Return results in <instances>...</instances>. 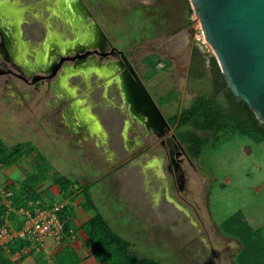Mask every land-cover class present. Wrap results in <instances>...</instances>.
<instances>
[{"label":"rangeland","instance_id":"1","mask_svg":"<svg viewBox=\"0 0 264 264\" xmlns=\"http://www.w3.org/2000/svg\"><path fill=\"white\" fill-rule=\"evenodd\" d=\"M62 1L0 0V15L9 18L11 24L17 23L14 30L16 36L20 33L17 47L23 49L20 53L28 67L37 65L51 39L65 44L77 37L78 31L72 30L67 16L61 13ZM84 1L112 46L130 59L166 121L199 97L225 99L209 59L215 55L204 39L199 21L194 14L188 16L185 0ZM140 7L148 8L147 16H161L163 21L154 27L151 24L144 27L147 34L150 28L154 33L157 31L149 38L140 29L142 25L128 30L133 24L127 23V14ZM155 8H161L163 13L157 15ZM138 13H133V19ZM149 56L169 62L170 66L163 69L161 65L157 73L148 76L143 61ZM59 73L51 80L58 79ZM3 80L0 78V83ZM2 84L0 141L8 148L27 144L35 156L47 161L53 175L80 183L95 180L93 191L98 213L138 257L161 264H240L243 251L240 238L222 229V223L240 213L253 231L264 227V141L236 136L218 145L212 141L213 135H203L209 143L200 158L192 159L194 168L188 170V194L184 201L173 202L162 184L157 159L146 156L150 147L141 146L143 142L137 141L127 129L129 119L115 80L106 75L100 80L93 72L62 79L64 90L76 98L69 108L87 117L91 115L97 124L87 126L90 132L84 136L73 138L79 139L75 146H69L60 132L62 129L48 121L53 116L46 113L48 105L43 98L48 96L54 104L53 92L46 93L44 88L34 100L17 109L11 107L14 97L20 98L22 91L28 92L30 87L15 80L12 91H8ZM100 125H104L105 132L102 129L98 132ZM170 127L169 133L175 134V127ZM34 155H30L26 169H22L26 176L35 172ZM132 161L148 163L144 182L149 189L153 185L154 204L149 201L147 209L143 208L139 176L130 177L126 172ZM22 171L17 169V176L10 180L1 172L0 187L13 181L18 188ZM148 195L151 199L150 190ZM133 199L136 201L131 205ZM14 215L10 219L18 220L14 223L17 227L21 221Z\"/></svg>","mask_w":264,"mask_h":264},{"label":"water","instance_id":"2","mask_svg":"<svg viewBox=\"0 0 264 264\" xmlns=\"http://www.w3.org/2000/svg\"><path fill=\"white\" fill-rule=\"evenodd\" d=\"M62 2L61 13L67 16L72 28L78 31L72 52L79 55L85 49H91L103 55L108 53L111 46L109 39L84 1ZM189 2L229 90L235 98L244 101L260 124L264 125V0ZM15 25L12 23L6 28L9 51L12 52L8 55L21 61L22 48L17 47L20 33L16 36ZM53 41L46 48L45 54L38 57L35 67L38 73L44 74L48 79L57 75L59 61L64 60L60 44L56 39ZM110 52L118 60L108 64L104 72L107 77L116 75L122 102L130 120L159 138L169 133L171 128L168 122L127 56L116 48H112ZM84 67L73 70L79 71ZM83 71L88 73L86 68Z\"/></svg>","mask_w":264,"mask_h":264},{"label":"trees","instance_id":"3","mask_svg":"<svg viewBox=\"0 0 264 264\" xmlns=\"http://www.w3.org/2000/svg\"><path fill=\"white\" fill-rule=\"evenodd\" d=\"M185 2L188 8V16L191 17L194 14L193 9L189 0H185ZM153 11L157 15L163 13L161 8H155ZM136 12L139 13L133 19V13ZM148 12V8L143 9L141 7L131 10L127 14L129 16L127 23L133 24V27H129L128 30L134 31L138 25H142L140 29L143 28L144 30V27L149 24L154 27L156 24L163 23L161 16H147ZM152 31L153 29L150 28L149 34H147L144 30L145 38L157 34V31L155 33ZM209 59L215 70L217 86L225 92V99L221 101L217 97H199L188 108L167 120L169 126L175 127L176 137L186 148L191 159L200 158L207 147L209 140L203 135H213L212 141L218 145H223L236 136L264 141V125L260 124L244 101L233 96L215 57L212 56ZM194 62H196L195 59ZM143 63L149 72L148 76L157 73V68L161 65H163V69L170 66L169 62H164L156 56L146 57ZM224 101L225 103H223ZM31 154L34 155V150L27 144H17L8 148L0 141L1 167L16 164L22 157ZM34 158L36 161L35 172L28 175L19 184L11 198L12 205L16 209L26 208L30 201L40 199V194L36 192V188L50 177L52 168L47 161L40 155H34ZM51 179L55 185L61 188L66 199L74 194L73 187L75 186L69 179L56 174L52 175ZM11 187H15L14 183L11 184ZM86 198V210H94L95 207L88 195ZM4 211V209H0V217L5 213ZM65 214H67V209L63 212L62 219L65 218ZM221 228L240 238L243 245V251L239 258L240 264H264V227L253 231L241 214L237 213L223 222ZM69 229V224L64 223V234L69 235ZM82 229L87 237L91 249L90 253L85 258H80L75 251H62L54 257L52 264H161L156 260L140 258L132 253L131 245L122 240L99 213L95 212ZM14 245L16 250H20L23 243L17 241ZM0 264L10 263L0 254Z\"/></svg>","mask_w":264,"mask_h":264},{"label":"flooded vegetation","instance_id":"4","mask_svg":"<svg viewBox=\"0 0 264 264\" xmlns=\"http://www.w3.org/2000/svg\"><path fill=\"white\" fill-rule=\"evenodd\" d=\"M1 10L2 9L0 4V11ZM8 20L9 18H3V16L0 15V28L2 31H4L5 35L8 33L6 32V28L9 26V24H11ZM69 25L71 26L70 22ZM72 30L74 29L72 28ZM53 42V39H51L50 42H48V44L46 45V48L53 44ZM75 42H77V37L72 42L65 44H62L58 41L61 46L62 53L64 54V60L59 61L60 68L58 72L62 73L63 75L61 76V74L59 73L60 78L58 77V79L52 81L51 79L46 78L44 74L38 73L35 70L34 66L28 67L29 64L27 65V63L23 61V59L20 62H23L24 64H26V66H22L17 63V59L3 54L1 49L3 48L5 39L0 36V78L3 77L4 79L3 84H0L3 85L4 90L12 91L13 82L17 80L25 86H29L31 89L28 92L26 90L22 91V96L20 97L21 99L18 97H14L13 101L16 100L15 108L21 109V107L26 106L27 101L34 100L35 95H39L40 92H43L42 89L46 88V93L53 92L55 101L54 104L51 105L47 104L49 102L48 96L43 98L45 99L44 101L46 105H48V111L46 113L51 114L50 116H53V120L51 121V123H53L55 127L62 128L63 125H61L59 121V118H61L59 115H63V120L67 122V118L70 114V111L66 108L67 104L71 100L76 99L72 94L68 95L67 90H64L62 79L84 73L83 70L86 68L88 70V73L93 72L101 80V77L105 76L104 71L106 66L118 60V57H114L112 54H110L111 49L116 48L112 46L110 41L109 42L111 46L109 52L105 55L98 53L97 51H87L82 55H77L75 52H72V49L76 44ZM65 53L67 54L65 55ZM128 60L130 61L129 58ZM80 66L85 67L84 69H81L79 71L73 70L74 68ZM64 72H69L70 74L65 75ZM108 78H112L113 80H115V83L118 86L122 107L125 108L127 117L129 119L127 129L130 130V132L133 134V137L137 141H139L140 143L143 142L141 146L146 145L147 147H150L148 152L150 154H153L154 158L157 159V169L159 174L161 175V178L163 179L162 184L164 185L166 194L168 195V197H170L171 200H173V202L184 201V196L188 194V170L190 168H194L193 161L189 157L186 148L180 143V141L176 137V134L167 133L159 138L153 132L147 131L142 125L133 123L128 116L126 106L122 102L121 90L117 83L116 75ZM148 144H150V146Z\"/></svg>","mask_w":264,"mask_h":264},{"label":"crops","instance_id":"5","mask_svg":"<svg viewBox=\"0 0 264 264\" xmlns=\"http://www.w3.org/2000/svg\"><path fill=\"white\" fill-rule=\"evenodd\" d=\"M16 62L22 66L23 65L26 66V64H24L23 62H20L18 60H16ZM36 66L37 65H35L34 67H36ZM50 101H51V99H49L48 104L53 105V103H51ZM71 102H72V100L67 104V107H66L67 110L70 111V114L67 118V122L63 120V115H59L61 117V118H59V121H60L61 125H63L61 128L62 131H60V132L66 138L67 144H69V146H75L79 143V139L76 141L73 138L79 137L82 134L84 136L86 132H90V129H86L87 126H95L96 127L97 124L93 123L91 115L89 117H87V116H85L87 114H84V113L77 111V110L69 109L68 107H69V104ZM15 104H16V100L11 103V107H15ZM52 120H53V118H51L48 121L51 122ZM104 128H105L104 125L103 126L100 125L98 132H100V130L101 129L103 130ZM92 133L95 134V131L93 129H92ZM69 137L72 138V139H70L71 141L70 140L68 141L67 138H69ZM146 156H150V157L154 158V155L150 154L149 152L146 153ZM30 157H31L30 155H25L16 164L8 165L6 167L0 166V173L2 172L3 176L9 180H10V178L13 179L14 178L13 176H17V173H18L17 169L20 168L21 171H22V169H26V168H24V166H26L25 164L28 163V160ZM91 164L97 171L100 170V169H98L99 167L95 163H93L92 161H91ZM145 165L148 166V163L146 164L145 162L143 163V162H138V161H132V162L128 163V165L126 167V169H128V170H126V172L127 171L129 172L130 177H133L131 175L139 176L140 183H142V188H141L142 190L140 192L141 193L140 195H142V194L144 195V196L142 195V199L144 201V204H143L144 207L143 208L147 209V206H149V201H151V204L153 203V200H152L153 185L149 189L148 184H146L144 182V170L146 168ZM132 170H134V171H132ZM24 172H25V170L22 171L23 175L20 172L21 178L23 177L21 179V182L24 181L25 178L28 176V175L26 176L27 173L26 172L24 173ZM136 174H138V175H136ZM49 175H50V177L48 178V180L36 188V192L40 194V199L44 202L46 207L52 206L53 204L60 202V201H63V200H70V202H69L70 205L67 208V214H65L66 215L65 218H63V222L69 224V228H70L69 229V235L65 234L64 241L62 242L58 251L43 253V254H39V255L34 253V252H32L31 254H26V255H23L20 253V255H19V251H21L22 248L20 250H16V246L14 245V242H11L10 239L1 241L0 242V254L10 264H42V263L52 264L54 257L59 252H62V251H66V250H68L70 252L75 251L76 255H78L80 258H85L91 251L89 244H88L87 237H86L82 227L94 216L95 212L98 213L97 205L95 202L96 192L94 193V191H93L94 182H96V181L94 180L92 182L87 181V182L80 183L78 181H74L72 179H69L70 181H72V183L75 186V187H73L74 194L71 197L66 199L63 192L61 191V188L53 183V181L51 179V175H53V174H51V172H50ZM110 178H111V176H110ZM109 183H111V185H113L112 182L109 181ZM11 184H13V181H11V183L7 186L12 188L13 190H16L17 187L16 188L11 187ZM16 185H18V184H16ZM149 190L151 191V199L149 198V195H148ZM86 195H88L91 203H93V205L95 207L94 210H90V211L86 210V208H85V205L87 202ZM168 199L171 200L170 197H168ZM135 201L136 200L133 199L132 202H130L131 205L134 204ZM5 206H6V204L4 202H0V209L5 210ZM133 206H135V205H133ZM4 212L6 213V211H4ZM11 215H13V213ZM100 215L106 220V218L102 214H100ZM14 216H16V215H14ZM15 218L18 219V217H15ZM106 222L108 223L107 220H106ZM108 225H109V223H108ZM22 247H23V245H22Z\"/></svg>","mask_w":264,"mask_h":264},{"label":"built area","instance_id":"6","mask_svg":"<svg viewBox=\"0 0 264 264\" xmlns=\"http://www.w3.org/2000/svg\"><path fill=\"white\" fill-rule=\"evenodd\" d=\"M13 195L12 188L7 185L0 187V202L6 204V213L0 217V242L7 239L14 243L22 242L19 255L58 251L65 237L62 214L70 205V200L46 207L41 199H37L30 201L26 208L16 209L11 202ZM12 213L20 218L17 227L14 223L18 220L10 219Z\"/></svg>","mask_w":264,"mask_h":264},{"label":"bare ground","instance_id":"7","mask_svg":"<svg viewBox=\"0 0 264 264\" xmlns=\"http://www.w3.org/2000/svg\"><path fill=\"white\" fill-rule=\"evenodd\" d=\"M0 36H2L5 39V43L3 44V48L1 49L2 53L5 54V55H8V54L12 53V52L9 51L8 36H7V34L5 35L4 31H2L1 28H0ZM87 51H94V50L85 49L83 52H80V55L86 53Z\"/></svg>","mask_w":264,"mask_h":264}]
</instances>
